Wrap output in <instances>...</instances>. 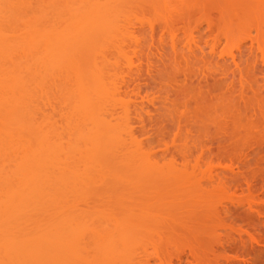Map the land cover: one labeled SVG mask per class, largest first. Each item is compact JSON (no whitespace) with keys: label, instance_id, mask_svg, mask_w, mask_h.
Listing matches in <instances>:
<instances>
[{"label":"rangeland","instance_id":"1","mask_svg":"<svg viewBox=\"0 0 264 264\" xmlns=\"http://www.w3.org/2000/svg\"><path fill=\"white\" fill-rule=\"evenodd\" d=\"M121 1L0 0V264H264V0Z\"/></svg>","mask_w":264,"mask_h":264},{"label":"bare ground","instance_id":"2","mask_svg":"<svg viewBox=\"0 0 264 264\" xmlns=\"http://www.w3.org/2000/svg\"><path fill=\"white\" fill-rule=\"evenodd\" d=\"M92 1H94V0H91V1H90V0H83L84 4L87 2L86 5H87L88 3L90 4V2H92ZM95 1H96V0H95ZM116 1H117V2L120 1V3H118V5L121 4V6H122V1H121V0H116ZM83 2H82V3H83ZM98 2H99V1H98ZM94 3H95V2H94ZM94 3L92 2L91 5L88 4L89 7L92 6V5H95V4H96V3H95V4H94ZM118 5L115 4V6H118ZM188 5H189V4H188ZM185 7H186V5H185ZM185 7H184V8H185ZM232 7L234 8L233 5L231 6V8H232ZM2 8L4 9V6H3ZM74 8H75V7H74ZM90 8H91V7H90ZM101 8H102V9H105V8L101 7V5H100V9H101ZM116 8L119 9L120 7L118 6V7H116ZM100 9H99L98 11H100ZM229 9H230V8L225 9L226 11L223 9L224 13H226V14L229 15V14H230L229 11H231V9H230V10H229ZM235 9H236V8H234V9H232V10L235 12ZM237 9H238V8H237ZM71 10H72V9H71ZM75 10H77V9H75ZM75 10H74V11L72 10V11L75 13ZM82 11H83V10H82ZM82 11H81V12H82ZM84 11H85V10H84ZM92 11L94 12V8H93V10H91V11H89V12H92ZM98 11H97V12L95 11V13L92 14V16L94 15V17L97 16L96 18L93 19V22H95V24L93 23V27H96V28H94V31H95V30L97 31V32L95 31L94 33H95V36H97L98 34H99V35H102V33H103V34H104L103 37H106V36L110 33L109 31L114 30L113 28H116V26L119 25V23H120L119 21H120V20L117 19L119 23L115 22L116 19H115V21H111V20H109V19L107 18V21H106V20H105L106 18H105L104 16L101 17V15H100V17L102 18V19H101L102 21H100V20H99L100 17H98L99 15L97 14V13H99ZM101 11H103V10H101ZM220 11H222V10H220ZM227 11H228V13H227ZM233 11H232V13H233ZM0 13L3 15V12H2L1 9H0ZM102 13L104 14L105 12L103 11V12H101V14H102ZM75 14H76V13H75ZM95 14H97V15L95 16ZM85 15H86V14H85ZM76 16H77V15H76ZM1 17H2V16H1ZM86 17H87V16H86ZM111 18H113V17H111ZM171 18H172V17H171ZM3 19H5V15L2 17V20H3ZM97 19L99 20V22H98ZM103 19H104L106 22H104ZM0 20H1V18H0ZM108 20H109V22H108ZM113 20H114V19H113ZM164 20H165V19H164ZM169 20H170V19H169ZM173 20H174V19H173ZM170 21H171V20H170ZM3 22L7 23L6 21H3ZM96 22H98V24H96ZM107 22H108V23H107ZM111 22H112V23H111ZM113 22L115 23V25H113ZM165 22L169 23L168 21H165ZM5 23H4V24H5ZM124 23L128 26L127 22H124ZM167 23H166V25H168ZM173 24H174V22H173ZM94 25H95V26H94ZM112 25H113V26H112ZM120 25H121V24H120ZM120 25H119V26H120ZM123 25H124V24H123ZM123 25H122V27H123ZM166 25H165V26H166ZM109 26H110V27H109ZM119 26H117V27H119ZM93 27H92V28H93ZM107 27L111 28V30H109V28H107ZM112 27H113V28H112ZM122 27L117 28V29H119V30H117L116 35H117V34H120V29H121ZM92 28H91V30H92ZM105 28H106V29H105ZM97 29L102 30L103 32L101 31V32H102V33H101V32L99 31L100 33H98V30H97ZM88 30H89V29H88ZM115 31H116V30H115ZM151 31H155V28L152 27ZM92 33H93V30L91 31V34H92ZM94 33H93V35H94ZM96 33H98V34H96ZM120 35H121V34H120ZM232 35H233V34H231V36H232ZM0 36L3 37L2 35H0ZM51 37H52V36H50V38H47V40L51 39V41H53L52 38H54V37H52V38H51ZM110 37H111V36H110ZM110 37H109V38H110ZM119 37H120V36H119ZM229 37H230V36H229ZM229 37H228V39H229ZM39 38L41 39V37H39ZM42 38H45V40H46V37H42ZM121 38H122V37H121ZM55 39H56V38H55ZM58 39H59V38H58ZM58 39H57V40H58ZM60 39H61V38H60ZM45 40H44V41H45ZM0 41H1V40H0ZM41 41H42V39H41ZM49 41H50V40H49ZM51 41H50V42H51ZM59 41L63 42L64 40L62 39V40H59ZM59 41H58V42H59ZM45 42L47 43L48 41H45ZM50 42H49V43H50ZM53 42H54V41H53ZM53 42H51V43H53ZM49 43H48V44H49ZM51 43L49 44V47H50V48L52 47V46H51ZM64 43H65V42H64ZM64 43H63V44H60V42L57 43V41H56L54 44H57L58 47H59V45H62V46L64 47ZM66 43H67V42H66ZM3 44L5 45V43H3ZM3 44L0 45V48H2L1 46H3ZM48 44H46V45H48ZM69 44H70V43H69ZM6 45H7V43H6ZM42 45H43V44H42ZM52 45H53V44H52ZM67 45H68V44H67ZM65 46H66V45H65ZM4 47H5V46H4ZM47 47H48V46H47ZM58 47H57V49H58ZM60 47H61V46H60ZM60 47H59V50H60L61 48L63 49V47H61V48H60ZM73 47H74V46L71 45V47L69 46V48H68V47H67V48H64V49L61 50V51H62L63 53H65V51H64L65 49H68L69 51H74V49H72ZM88 47H89V46H88ZM42 48H43V47H42ZM54 48H56L55 45H54ZM75 48H76V47H75ZM84 48H85V47H84ZM94 48H95V47H94ZM51 49H52V48H51ZM57 49H54L55 52H54V50H51V51H50L49 49H48V50H49V53H50V52H51V53H52V52L56 53V54H53V57H54V55L56 56L58 52H59L58 54H59V56H60L61 51H58ZM1 50H3V48H2ZM1 50H0V51H1ZM84 50L87 51L88 49H87V50L84 49ZM90 50L93 52V51H94L93 47H91ZM42 51H43V49H42ZM44 51L46 52V50H44ZM57 51H58V52H57ZM69 51H67V52H69ZM88 51H89V50H88ZM91 51H90V52H91ZM109 51H110V50H109ZM194 51H195V50H194ZM194 51H192L191 54H193ZM67 52H66V53H67ZM110 52H112V51H110ZM115 52L118 53V51H115ZM119 52L121 53V50H119ZM51 53H50V56H51ZM69 53H70V52H69ZM69 53H67V55H69ZM102 53L105 54V52H102ZM102 53H101V55L103 56ZM195 53H196V51H195ZM195 53H194V54H195ZM70 54H71V53H70ZM96 54H97V53H95V54L93 53V55H92V53H90L89 56H90V57H91V56H92V57L94 56V57H93V62H91L92 60H90V57L87 58V59H89V60H88V63H90L89 65H92L93 63H95L96 61H98V60L95 58V57L97 56ZM106 54H107L106 57H107V60H108V61H107L108 66H107V67H109V65H110V68H111V66H113V68H114L115 70H116V69H119V70L126 69V65H127V64H126V65L124 64L126 61H124L123 65H122L121 62H120L121 64L118 63L119 61L113 63V62H112V59H113L112 57H113L114 53H113L112 57H111V54H109L110 56L108 55V53H106ZM122 54H123V53H122ZM194 54H193V56H195ZM64 55H65V54H64ZM57 56H58V55H57ZM57 56H56V57H57ZM98 56H99V54H98ZM98 56H97V57H98ZM102 56H101V58H102ZM53 57H52V59H53ZM56 57H55V59H56ZM121 57H122V56H121ZM64 58H66V56H65ZM67 58H68V56H67ZM101 58H100V59H101ZM104 58H105V56H104L101 60L104 61ZM234 58H235V57H234ZM234 58H233V61H234L235 65H237V64H236L237 62L235 61L236 58H235V59H234ZM55 59H53V60H55ZM57 59H59V58H57ZM223 59H224V58H223ZM62 60H64V59H62ZM94 60H96V61H94ZM121 61H122V59H121ZM224 61H225V60H224ZM233 61H232V62H233ZM122 62H123V61H122ZM234 63H233V64H234ZM97 64H98V63H97ZM97 64H95V65H97ZM119 64H120V65H119ZM123 66H125V68H124ZM92 67L95 68L94 66H92ZM92 67H91V68H92ZM120 67H121L122 69H121ZM127 67H131V66H127ZM115 70H114V71H115ZM131 70H132V69H131ZM137 70H138V69H137ZM96 71H97V70H96ZM116 71H117V70H116ZM125 72H126V71H125ZM94 74H95V73H94ZM96 74H97V73H96ZM118 74H119V73H118ZM94 76H96V75H94ZM99 77H100V76H99ZM97 80H98V79H97ZM99 81H100V79H99ZM11 83H12V82H11ZM13 84H14V82H13ZM4 85H5V84H4ZM7 85H8V84H7ZM11 86H12V85H11ZM104 88H105V87H103L102 89H104ZM121 90H122V89H121ZM115 91H116V90H115ZM115 91H114V92H115ZM114 92H113V94L116 93V92H115V93H114ZM118 92H119V93H118ZM120 93L122 94L123 92H121L120 90H118V91H117V95H120ZM117 95H115V96H117ZM89 97H90V96H89ZM112 97H114V96H112ZM79 98H80V97H79ZM82 98H83V97H82ZM86 98H87V97H86ZM94 98H95V97H94ZM94 98H93V99H94ZM114 98H115V97H114ZM83 99L86 100V99H85V96H84ZM88 99H90V98H88ZM91 99H92V98H91ZM98 99H99V98H98ZM98 99H97V101H98ZM112 99H113V98H112ZM80 100H81V99H80ZM84 100H82V101H83V103L81 102L82 104L85 103ZM114 100H115V99H114ZM86 101H87V100H86ZM88 101H89V100H88ZM88 101H87V102H88ZM95 101H96V100H95ZM79 102H80V101H79ZM79 102H77V103L80 104ZM87 102H86V104H87ZM92 102H93V101H92ZM92 102H91V100H90V103H92ZM90 103H89V104H90ZM89 104H87V105L84 104V105H85L84 107H86V106L88 107ZM19 106H20V105H19ZM76 106H77V105H76ZM80 106H81V105H80ZM80 106H79V107H80ZM20 108H21V107H20ZM22 109H23V108H22ZM22 111H23V110H22ZM80 127H81V126H80ZM80 127H79V128H80ZM93 127H94V126H93ZM79 128H78V129H79ZM96 128H97V126H96ZM78 129H77V131H78ZM80 130H81V129H80ZM85 130H86V129H85ZM80 132H81V131H80ZM83 133H84V132H83ZM121 143H122V142H121ZM120 146H121V145H120ZM118 148H119V147H118ZM123 148H124V147H123ZM120 149H121V148H120ZM119 151H120V150H119ZM53 169H54V168H53ZM152 186H153V185H152ZM152 186H147V187L143 188L144 191L146 190V191H145L146 194H147L146 196L144 195V194H145V193H144V194L140 195V196H142V198H141L140 196H139L140 198H139V197H136V198H138V199L133 198V200H134V199L136 200L135 202L138 201L137 204L134 203V201H132V202L136 205V207L139 206V207L141 208V209H139V212H142L141 210H143V214L141 215L140 218H142V219H144V220L146 219V222H147V220H148V223H150V224H151V223H156V224H157V221L165 219V217L163 218V216H166V214H165L166 212H165V208H164V207H156V205L154 204V203H156L155 201H158V199L155 198L156 196L154 195V194L156 193V191L153 192V193H151L152 190L156 189V188H154L155 186H154V187H152ZM121 188H122V187H121ZM152 188H153V189H152ZM51 189H52V188H51ZM51 189H50V190H51ZM107 189H108V188H106L105 190L107 191ZM150 189H151V190H150ZM50 190H49V191H50ZM148 190H149V191H148ZM66 191H67V190H66ZM147 192H150L151 195H150L149 193H147ZM58 193H59V192H58ZM62 193H63V192H62ZM71 193H72V192H71ZM106 193H107V192H106ZM123 193H124V192H123ZM108 194H110V193H108ZM148 194H149V195H148ZM67 195H68V194H67ZM112 195H113V194H112ZM120 195H121V194H120ZM143 195H144V197H143ZM153 195H154V196H153ZM64 196H65V195H64ZM81 196H83V195H81ZM109 196H110V195H109ZM123 196H124V195H123ZM73 197H74V196H73ZM86 197H87V196H86ZM86 197H85V198H86ZM91 197L93 198V196H91ZM85 198H84V199H85ZM130 198H131V197H130ZM65 199H66V198H65ZM87 199H88V198H87ZM87 199L85 200L86 202H87ZM156 199H157V200H156ZM77 200H78V199H77ZM82 201H83V200H82ZM85 201H84V203L86 204ZM88 201H89V200H88ZM37 202H42V203H43V201H37ZM51 202H52V200H51ZM62 202H63V201H62ZM130 202H131V201H130ZM59 203H60V202H59ZM59 203H58V204H59ZM65 203H66V202H65ZM79 203H80V202H79ZM88 203H89V202H88ZM133 203H132V204H133ZM34 204H35V203H34ZM55 204H56V203H55ZM82 204H83V203H82ZM37 205H38V204H37ZM42 205H43V204H42ZM50 205H51V204H50ZM53 205H54V204H53ZM62 205H63V203H62ZM66 205H67V204H66ZM88 205H89V204H88ZM25 206H26V204H25ZM32 206H33V204H32ZM39 206H40V204H39ZM64 206H65V205H64ZM36 207H37V206H36V204H35V208H36ZM61 207H62V206H61ZM155 207H156V208H155ZM25 208H26V207H25ZM35 208H33V209H35ZM157 208H158L159 210H158ZM160 208L162 209L163 212L161 211ZM163 208H164V209H163ZM19 209H20V207H19ZM31 209H32V208H31ZM35 210H36V209H35ZM39 210H40V209H39ZM64 210H65V209H64ZM36 211H37V210H36ZM158 211H159V212H158ZM17 212H18V211H17ZM20 212H21V211H20ZM131 212H132V211H131ZM156 212H157V213H156ZM160 213H161V215H159ZM163 213H164V214H163ZM162 214H163V216H162ZM142 216H143V217H142ZM127 217H128V216H127ZM127 217L124 218V219L126 220ZM160 217H161V218H160ZM109 218H110V217H109ZM109 218H108L107 220H110ZM120 218H121V217H120ZM120 218H118V219L120 220ZM156 218H157V219H156ZM111 219H113V217H111ZM64 220H65V219H64ZM64 220H63L62 222H64ZM65 221H66V220H65ZM110 221H111V220H110ZM110 221H108V223L111 225V222H110ZM112 221H113V220H112ZM120 221L124 222L123 220H120ZM130 221H131V219H130ZM106 222H107V221H106ZM106 222H105L104 224H103L102 222H100V223H102V225L106 226V224L108 225V223H106ZM113 222H114V221H113ZM113 222H112V223H113ZM162 222H163V221H162ZM158 223H160V221H159ZM114 224H115V223H114ZM114 224H112V225L114 226ZM123 224L125 225V223H123ZM56 225H57V224H56ZM99 225L101 226V224H99ZM118 225H119V224H118ZM69 226H71V225H69ZM120 226H121V225H120ZM126 226H128L129 228H128V227H126V228H128V229H130V230H127V229H125V228H124V229L122 228V230H125V233L128 234L129 231L132 230V229H131V222H130L128 225H126ZM56 227H57V226H56ZM63 227H64V226H63ZM80 227H82V226H80ZM83 227H84V226H83ZM83 227H82V228H83ZM85 227H87V226H85ZM111 227H112V226H111ZM67 228H68V227H67ZM67 228H66V229H67ZM82 228H81V229H82ZM104 228H105V227H104ZM104 228H103V229H104ZM108 228H109V227L106 226V229H107V230H106V229H105V230H106L107 232H108V230L110 229V228H109V229H108ZM50 229H51V228H50ZM81 229H80V230H81ZM92 229H94V228H92ZM111 229L114 230L115 227H114V228L112 227ZM117 229H118V228H117ZM52 230H53V229H52ZM78 230H79V229H78ZM83 230H84V229H83ZM83 230H82V231H77V230H76V231H71V230H70L72 233H71L70 231H66V233H67V232H70L71 234H70V233H68V234H70L71 236H75V238H76V236H83V234L85 233ZM95 230H96V229H95ZM95 230H94V231H95ZM100 230H101V229H100ZM113 230H112L111 232H113ZM119 230H120V228H119ZM54 231H55V230H54ZM56 231H58V230H56ZM62 231H64V230H62ZM117 231H118V230H117ZM117 231H116V233H117ZM126 231H127V232H126ZM48 232H49V231H48ZM96 232H97V231H96ZM104 232H105V231H104ZM104 232H102V233L104 234ZM120 232H121V231H120ZM58 233H59V232H58ZM92 233H93V232H92ZM114 233H115V231H114ZM130 233H131V232H130ZM61 234H62V233H61ZM93 234H94V233H93ZM106 234H107V233H106ZM110 234H111V233H110ZM52 235H53V234H52ZM63 235H64V237H66L65 234H63ZM84 235H85V234H84ZM107 235H109V234H107ZM61 236H62V235H61ZM61 236H58V237H61ZM103 236H104V235H103ZM67 237H69V236H67ZM94 237H95V235H94ZM94 237H93V238H94ZM106 237H107V236H106ZM113 237H114V234H113V235L111 234V235L108 236L109 241H112V243H114L113 241H116V239H115V240H112ZM56 238H57V237H56ZM62 238H63V237H62ZM62 238H61V239H62ZM73 238H74V237H73ZM114 238H115V237H114ZM69 239H71V238H69ZM80 239H81V238H80ZM82 239H83V238H82ZM95 239H96V238H95ZM104 239L106 240V238H104ZM66 240H67V238H66ZM106 241H107V240H106ZM122 241H123V240H122ZM107 242H108V241H107ZM56 243H58V242H56ZM105 243H106V242H105ZM119 243H121V241H120ZM122 243H123V242H122ZM153 243H154V241H153ZM102 244H103V243H102ZM114 244H115L116 246H114ZM114 244H112L114 248L117 247V249H120V250H121V251H120V250H116V251H117L118 253L121 252L123 256H126L127 258H125V259H127V260L129 259V257H130V260H135L137 256H138L139 258H140V256L143 258V255H141V254H143L144 252H145L146 254L148 253V249H147L148 247H145L143 244H145L146 246H148V244H150V246H151V245H155V244H152V243H148V244H147L146 239H145V241H144V239H143V244H141V245L139 246L138 249H137V248L135 249V248H133V247H132V248L130 247V249H128L129 246H125V245H127V244H125V242L123 243V245L125 244V245L123 246L124 248L121 247L122 244H118V241H117V243H114ZM5 245H6V244H5ZM2 246L4 247V245H2ZM8 246H9V245H8ZM10 247H11V246H10ZM59 247H60V246H59ZM61 247H62V246H61ZM61 247H60V248H61ZM71 247H72V246H70L69 248H71ZM125 247H126V248H125ZM6 248H7V246H6ZM13 248H14V247H13ZM13 248H12V249H13ZM17 248H19V247H17ZM64 248H66V247L61 248V250L66 251V250H64ZM69 248L67 247V251L69 250ZM72 248H73V247H72ZM72 248H71V250H72ZM74 248H75V247H74ZM74 248H73V250H74ZM7 249H8V248H7ZM7 249H6V250H7ZM53 249H55V248H53ZM84 249H85V248H84ZM15 250H16V249H15ZM15 250H14V251H15ZM17 250H18V249H17ZM58 250L60 251V249H58ZM149 250H150V249H149ZM10 251H11V250H10ZM67 251H66V252H67ZM80 251H82L81 247H80ZM80 251H78V252H80ZM84 251L86 252L87 250H84ZM112 251H114V250H112ZM4 252H5V251H4ZM69 252H71V251H69ZM82 252H83V251H82ZM82 252H81V253H82ZM5 253H6V252H5ZM7 253H8V252H7ZM9 253L13 256V253H12V252H9ZM16 253H17V252H16ZM63 253H64V252H63ZM73 253H74V252H73ZM81 253H80V254H81ZM113 253H115V252H113ZM121 253H120V254H121ZM68 254H70V253H68ZM120 254L118 255L119 257L121 256ZM16 255H17V254H16ZM66 255H67V254H66ZM6 256H7V255H6ZM67 256H68V255H67ZM67 256H65L64 258H66ZM144 256H145V254H144ZM13 257H14V256H13ZM70 259H71V257H70ZM122 259H124V258L122 257V258H121V261H122ZM67 260H68V259H67ZM127 260H126V261H127ZM130 260H128V261H130ZM139 260H140V259H139ZM122 262H123V261H122ZM59 263L62 264L63 262H59ZM123 263L126 264V263H128V262H123ZM134 263H135V261H134ZM64 264H68V262H67V263H64Z\"/></svg>","mask_w":264,"mask_h":264}]
</instances>
